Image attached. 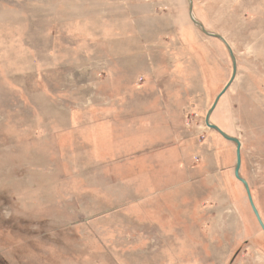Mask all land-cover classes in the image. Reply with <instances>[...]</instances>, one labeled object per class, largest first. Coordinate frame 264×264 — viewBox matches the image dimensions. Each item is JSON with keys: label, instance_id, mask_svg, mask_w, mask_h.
<instances>
[{"label": "rangeland", "instance_id": "1", "mask_svg": "<svg viewBox=\"0 0 264 264\" xmlns=\"http://www.w3.org/2000/svg\"><path fill=\"white\" fill-rule=\"evenodd\" d=\"M192 2L264 222V0ZM189 7L0 0V264H264Z\"/></svg>", "mask_w": 264, "mask_h": 264}, {"label": "water", "instance_id": "2", "mask_svg": "<svg viewBox=\"0 0 264 264\" xmlns=\"http://www.w3.org/2000/svg\"><path fill=\"white\" fill-rule=\"evenodd\" d=\"M189 14H190V17H191L192 21L195 23V25L198 26L199 29L205 35L219 39L226 46V48L229 51V54H230V57H231V60H232V64H233V74H232L231 79L227 83V85L224 87V89L217 95L212 107L208 110V113H207L206 118H205V123H206L207 127L217 131L225 139H227L228 141L233 142L235 144V146H236V164H235V168H234V175L243 184V186L247 190L251 205L253 207V210H254V212L256 214V217H257V219L259 221V224H260L262 230L264 231V222H263V220H262V218H261V216L259 214L258 209L256 208V206H255V204H254V202L252 200V196L250 194L249 184H248L247 180L245 178H243L241 176V174H240V167H241V161H242L241 160V141L239 140V138L227 134L218 125H216V124L211 122V115L214 112V110H215L220 98L227 91V89L230 87V85L233 83V81L235 79L236 71H237L236 57L234 55L232 47L230 46L228 41L221 34L212 33L210 31H208L205 28L204 24L195 18L194 14H193V2H192V0H190Z\"/></svg>", "mask_w": 264, "mask_h": 264}]
</instances>
